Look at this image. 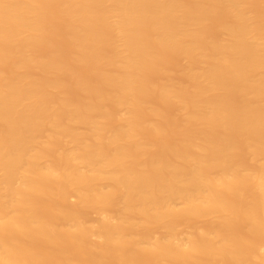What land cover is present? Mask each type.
<instances>
[{
	"label": "bare ground",
	"instance_id": "bare-ground-1",
	"mask_svg": "<svg viewBox=\"0 0 264 264\" xmlns=\"http://www.w3.org/2000/svg\"><path fill=\"white\" fill-rule=\"evenodd\" d=\"M0 264H264V0H0Z\"/></svg>",
	"mask_w": 264,
	"mask_h": 264
},
{
	"label": "rangeland",
	"instance_id": "rangeland-1",
	"mask_svg": "<svg viewBox=\"0 0 264 264\" xmlns=\"http://www.w3.org/2000/svg\"><path fill=\"white\" fill-rule=\"evenodd\" d=\"M179 62L181 63V61H179ZM97 219H98V215H97L95 212H93V211H89V212L87 213L86 217H85V221H86L87 223H89V224H95V222L97 221ZM197 225H198V224H197ZM188 232H189L188 228L181 226V227L179 228V231H178V233H179V235H180V236H179L180 239L184 240V239H185V235H186ZM154 235H155L156 237H161V236H162V233H161V232H156Z\"/></svg>",
	"mask_w": 264,
	"mask_h": 264
}]
</instances>
